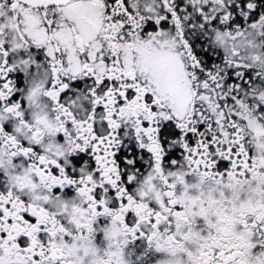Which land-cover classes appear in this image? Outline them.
Returning <instances> with one entry per match:
<instances>
[{"label": "snow or ice", "instance_id": "6c2138e0", "mask_svg": "<svg viewBox=\"0 0 264 264\" xmlns=\"http://www.w3.org/2000/svg\"><path fill=\"white\" fill-rule=\"evenodd\" d=\"M0 264H264V0H0Z\"/></svg>", "mask_w": 264, "mask_h": 264}]
</instances>
